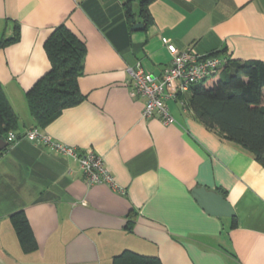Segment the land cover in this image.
<instances>
[{"label":"crops","instance_id":"obj_1","mask_svg":"<svg viewBox=\"0 0 264 264\" xmlns=\"http://www.w3.org/2000/svg\"><path fill=\"white\" fill-rule=\"evenodd\" d=\"M125 1L0 0V37L20 26L19 39L0 47V83L21 135L0 151V264H111L124 249L162 264H264V165L177 100H167L175 121L143 117L126 71L139 64L158 73L170 60L167 42L264 61V0H150L146 22L131 0L140 29ZM61 23L85 43V98L37 126L101 155L124 192L88 184L72 157L23 136L35 126L25 93L49 70L44 41ZM200 185L221 193L234 215L207 213L192 194ZM17 210L31 227V251L12 227Z\"/></svg>","mask_w":264,"mask_h":264},{"label":"trees","instance_id":"obj_2","mask_svg":"<svg viewBox=\"0 0 264 264\" xmlns=\"http://www.w3.org/2000/svg\"><path fill=\"white\" fill-rule=\"evenodd\" d=\"M140 0L139 15L148 20L147 3ZM131 0L125 1V13L133 23ZM20 37V26L14 24L12 33L0 37V47ZM50 61L49 70L26 91V103L35 126L43 125L63 108L81 102L78 77L83 69L85 43L65 23L56 26L44 41ZM222 54L225 50L212 51ZM227 61L216 78L195 83L186 93L185 105L206 127L222 138L234 141L249 151L264 165V61L238 60L226 54ZM18 127V116L0 83V138ZM2 148L0 151H2ZM12 227L24 251L36 247L31 227L22 210L10 215ZM111 264H162L155 255L124 249L112 257Z\"/></svg>","mask_w":264,"mask_h":264},{"label":"built area","instance_id":"obj_3","mask_svg":"<svg viewBox=\"0 0 264 264\" xmlns=\"http://www.w3.org/2000/svg\"><path fill=\"white\" fill-rule=\"evenodd\" d=\"M166 49L170 54V60L158 73L144 70L139 64L137 67L127 65L126 71L129 75L127 83L130 86V95L143 100L142 116L157 115L169 123L175 119L169 111L167 100H177L186 108L185 98L180 95L188 92L190 86L195 83H207L210 82V78H216L227 57L213 52L199 53L191 47L179 49L172 42L166 43ZM23 136L72 157L77 161L88 184L104 182L124 192L122 186L116 183L112 172L105 166L102 156L91 148L82 150L54 140L38 126L29 127ZM19 137L20 134L9 130L5 139L8 144H13Z\"/></svg>","mask_w":264,"mask_h":264},{"label":"water","instance_id":"obj_4","mask_svg":"<svg viewBox=\"0 0 264 264\" xmlns=\"http://www.w3.org/2000/svg\"><path fill=\"white\" fill-rule=\"evenodd\" d=\"M142 22H133L131 25L132 29H140ZM7 145L5 139L0 138V150ZM192 194L198 201L199 205L204 210L213 215H225L232 216L234 211L226 198L219 192L207 189L205 186H196L192 190Z\"/></svg>","mask_w":264,"mask_h":264}]
</instances>
